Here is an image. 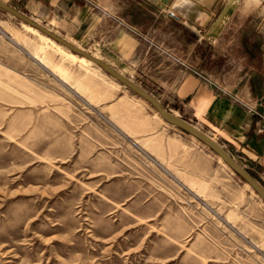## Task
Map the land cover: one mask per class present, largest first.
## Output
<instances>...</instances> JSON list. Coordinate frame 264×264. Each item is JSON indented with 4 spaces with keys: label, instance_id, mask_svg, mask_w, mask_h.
<instances>
[{
    "label": "rangeland",
    "instance_id": "1",
    "mask_svg": "<svg viewBox=\"0 0 264 264\" xmlns=\"http://www.w3.org/2000/svg\"><path fill=\"white\" fill-rule=\"evenodd\" d=\"M24 14L163 94L151 52L110 59ZM0 264H264V202L149 102L0 8Z\"/></svg>",
    "mask_w": 264,
    "mask_h": 264
},
{
    "label": "crops",
    "instance_id": "2",
    "mask_svg": "<svg viewBox=\"0 0 264 264\" xmlns=\"http://www.w3.org/2000/svg\"><path fill=\"white\" fill-rule=\"evenodd\" d=\"M12 4L55 20L69 36L110 59L118 55L127 63H145L151 52L152 86L164 89L160 94L152 88V95L161 105L165 100L175 115L208 128L231 156L242 157L251 176L264 182V0Z\"/></svg>",
    "mask_w": 264,
    "mask_h": 264
},
{
    "label": "water",
    "instance_id": "3",
    "mask_svg": "<svg viewBox=\"0 0 264 264\" xmlns=\"http://www.w3.org/2000/svg\"><path fill=\"white\" fill-rule=\"evenodd\" d=\"M0 8L9 14L15 16L16 18L22 20L23 22L29 24L30 26L38 29L43 34L49 36L56 42L68 48L73 53H76L79 56H84L85 58L91 60L96 65H98L106 74L126 86L136 95L149 102L156 112L161 116V118L167 123L174 125L187 133L191 134L201 142H203L207 147H209L212 151H214L222 161L232 170L234 171L242 180H244L262 199L264 202V187L253 177L251 176L234 158L225 150V148L220 145L216 140L212 139L208 134L201 131L190 122L182 119L181 117L175 115L170 112L166 108H164L161 103L156 99L152 94L141 88L139 85L134 83L130 78L126 77L107 62L96 58L88 51L80 48L79 46L73 44L72 42L66 40L65 38L59 36L58 34L52 32L50 29L36 22L32 18L26 16L21 11L15 9L11 5L5 3L0 0Z\"/></svg>",
    "mask_w": 264,
    "mask_h": 264
},
{
    "label": "bare ground",
    "instance_id": "4",
    "mask_svg": "<svg viewBox=\"0 0 264 264\" xmlns=\"http://www.w3.org/2000/svg\"><path fill=\"white\" fill-rule=\"evenodd\" d=\"M37 22V21H36ZM27 24V23H26ZM29 25V24H28ZM30 26V25H29ZM32 27V26H31ZM32 28H34V27H32ZM36 29V28H35ZM36 30H38V29H36ZM39 31V30H38ZM43 34V33H42ZM47 36V35H46ZM49 37V36H48ZM52 39V38H51ZM53 40V39H52ZM55 41V40H54ZM14 42V41H13ZM56 42V41H55ZM58 43V42H57ZM60 44V43H59ZM63 46V45H62ZM65 47V46H64ZM66 48V47H65ZM68 49V48H67ZM32 57H34L36 60H38L42 65H44L45 67H47L48 66V63H47V60H46V58H45V55L41 52V51H37V52H35L34 53V56H32ZM81 57H83V58H85L84 56H81ZM33 58V59H34ZM96 58H98V57H96ZM85 59H87V58H85ZM88 61H90V62H92L91 60H89V59H87ZM93 64H94V62H92ZM213 139V138H212Z\"/></svg>",
    "mask_w": 264,
    "mask_h": 264
},
{
    "label": "built area",
    "instance_id": "5",
    "mask_svg": "<svg viewBox=\"0 0 264 264\" xmlns=\"http://www.w3.org/2000/svg\"><path fill=\"white\" fill-rule=\"evenodd\" d=\"M168 14H169L170 16L176 17V16H175V13H174L173 11H168Z\"/></svg>",
    "mask_w": 264,
    "mask_h": 264
}]
</instances>
